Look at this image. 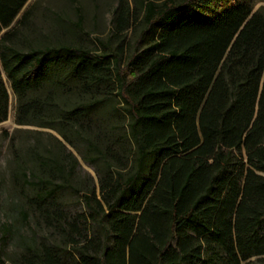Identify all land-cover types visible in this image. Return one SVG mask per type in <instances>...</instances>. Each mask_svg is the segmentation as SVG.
I'll return each mask as SVG.
<instances>
[{"label":"trees","instance_id":"1","mask_svg":"<svg viewBox=\"0 0 264 264\" xmlns=\"http://www.w3.org/2000/svg\"><path fill=\"white\" fill-rule=\"evenodd\" d=\"M28 1L0 0V35L10 29L0 38V122L6 74L17 123L63 140L14 159L17 198L52 231L30 237L12 264H264V6L134 0L132 10L119 0L120 44L100 40L94 52L66 35L60 14L57 24L39 19L40 2L13 26ZM68 145L98 185L73 182L79 159ZM68 190L81 212L64 206ZM6 257L0 242V264Z\"/></svg>","mask_w":264,"mask_h":264},{"label":"rangeland","instance_id":"2","mask_svg":"<svg viewBox=\"0 0 264 264\" xmlns=\"http://www.w3.org/2000/svg\"><path fill=\"white\" fill-rule=\"evenodd\" d=\"M128 1L133 10L134 0ZM250 1L255 3L256 9L264 6V0ZM37 2L41 4L38 11L39 19L45 17L57 24L54 21L57 19L54 13L60 14L63 20H59V22L65 24L63 28L66 31V35L71 39H83L86 44H89L94 49V52L99 51L97 49H103L100 40L113 49L119 46L120 41L113 35L114 11L119 5V0H77V4L72 3L71 0H29L13 26H16L24 13ZM76 6L82 8L84 15L82 27L88 33L87 35L81 33L82 31L78 28ZM44 7H47L50 11H45ZM141 19L142 17H139L134 20V29L141 25ZM59 22L58 24H61ZM9 30V28L3 30L0 38ZM134 34L135 31H130L126 37L125 44L128 51L125 54V58L129 56V46L136 40L137 33L136 35ZM145 46V43L139 44L141 49ZM4 81L10 95V108L8 119L0 122V242L7 254L6 258L10 259L8 263L12 264V258L18 259L25 252V246L30 237L41 240L52 231L39 218L38 214L25 203V200L17 198L12 178L14 159L17 158V155L26 158L27 150L37 142L46 144L51 136H57L62 140L63 138L57 131L49 128L18 124L16 121L17 97L6 74H4ZM68 147L79 159V165L72 178L73 182H76L79 186L88 185L91 181L98 185L99 177L94 166L86 162L74 148L69 145ZM61 196L64 206L67 207L71 214L83 210V203L77 202L79 199L73 196L71 190L62 192ZM22 207L30 212L27 222L23 219ZM3 227L7 228L9 232L6 236L3 233ZM50 236L53 239H59L58 235L52 234Z\"/></svg>","mask_w":264,"mask_h":264}]
</instances>
